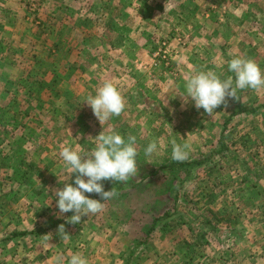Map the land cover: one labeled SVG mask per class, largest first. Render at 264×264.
I'll list each match as a JSON object with an SVG mask.
<instances>
[{"label": "rangeland", "instance_id": "rangeland-1", "mask_svg": "<svg viewBox=\"0 0 264 264\" xmlns=\"http://www.w3.org/2000/svg\"><path fill=\"white\" fill-rule=\"evenodd\" d=\"M237 56L264 70V0H0V264H68L77 253L88 264H202L210 258L197 247L174 257L179 236L150 227L158 214L193 223L207 209L220 220V235L207 239L223 245L203 254L264 264V88L237 90L211 115L179 95L195 71L234 76ZM105 81L126 107L101 125L83 100ZM113 129L136 136L137 174L103 181L117 195L70 223L53 198L68 178L61 148L90 152ZM152 141L158 151L146 157ZM174 144L188 146L187 159H173Z\"/></svg>", "mask_w": 264, "mask_h": 264}, {"label": "clouds", "instance_id": "clouds-1", "mask_svg": "<svg viewBox=\"0 0 264 264\" xmlns=\"http://www.w3.org/2000/svg\"><path fill=\"white\" fill-rule=\"evenodd\" d=\"M228 71L234 76L221 78L214 71H195L184 83V91L179 94L184 104L194 103L197 109H203L211 115L216 108L226 102V98H236L237 90L246 88H264V70L253 60L234 57L228 62ZM83 102L93 110L100 124L119 116L126 107L125 98L110 81H105L95 95L87 96ZM136 136L125 138L117 131H101L95 138V146L90 152L79 148L62 146L60 157L68 178L63 187L55 191L56 206L59 214L73 213L67 217L73 224L81 222L82 217L98 214L103 211L105 201L114 198L117 193L112 188L105 190L103 181L127 182L137 174ZM187 145L174 144L173 159L183 161L189 153ZM158 151V142L152 141L144 150L146 157ZM73 174H75L73 180ZM68 181H72L69 183ZM86 193H96L101 199L90 198ZM59 233H65L61 224ZM68 264H88L81 254H73Z\"/></svg>", "mask_w": 264, "mask_h": 264}, {"label": "crops", "instance_id": "crops-1", "mask_svg": "<svg viewBox=\"0 0 264 264\" xmlns=\"http://www.w3.org/2000/svg\"><path fill=\"white\" fill-rule=\"evenodd\" d=\"M225 10V11H222V10ZM223 9H221V10H219L218 11V13L220 14L221 13V15H222V13L223 14H225L226 13V10H228V9H226V8H223ZM239 11H242L241 9H239ZM217 12V10H215V11H213V10H209V12H205L207 15H210V13H216ZM246 12V11H245ZM248 12V11H247ZM246 12V13H247ZM222 20V19H221ZM221 22V21H220ZM231 198H233V195H231ZM181 199H182V197H180V195L178 194L177 196H175V198H174V200H173V206H174V212L177 210V209H180V207H182V204H181ZM232 203V202H231ZM230 203V204H231ZM177 212V211H176ZM175 212V214L173 213V212H171V213H173V215L168 219V221H165V222H169L168 223V229H166V230H164L163 228H161L160 226H159V228H160V230H161V234L162 235H164V236H166V238H170V240L172 241L174 238H176V237H178L179 236V238L175 241H173V244H172V246L171 245H169V250H168V252H171V254H172V256H176L177 254V256L176 257H178V256H183L182 254L180 255L179 253H177L176 254V251L175 252H173L174 251V249H176L177 247H179V246H182V247H185L184 246V240H190V241H192L193 240V238H192V234L194 233H192L191 231H190V227H191V225L193 224V223H197V222H200L201 223V225L203 224V219L202 218H199V216H198V218L196 219V220H194V222L192 223V221L190 222V219L191 218H189V216L188 215H185V214H182V213H180V214H178V213H176ZM161 214H158V215H155V216H153L152 217V219H154V217L156 218V217H158V216H160ZM248 216H249V214H247ZM196 218V217H195ZM164 222V221H163ZM166 227V226H165ZM238 230V229H237ZM93 231H94V229H93ZM241 232H243V231H241ZM247 234V233H246ZM161 235V236H162ZM194 235H196V234H194ZM12 236V235H11ZM137 238H140V237H137ZM136 237H135V239H137ZM121 239V238H120ZM222 239H223V236L220 238V240L219 241H214V240H211L210 241V244L209 245H207V247H210L209 248V252L211 253V254H213V252H214V250L216 249V248H218V249H220V248H222V245H223V241H222ZM214 241V242H213ZM135 242H137L136 240H135ZM148 248V247H147ZM155 248L156 249H159V247H156L155 246ZM186 248H188V246L186 247ZM172 249V250H171ZM134 250V249H133ZM160 250V249H159ZM161 251V250H160ZM212 251V252H211ZM223 252V251H222ZM222 254H224V253H222ZM205 255H207L206 257H204V258H207L209 255L208 254H205ZM184 257V256H183ZM210 258V260H208V262L206 263V264H217V261H221V259H220V256L219 257H213L212 258V256H210L209 257ZM218 259V260H217ZM178 260L179 259H174V262H178ZM212 260V262H210ZM206 262V261H205ZM155 263V262H154Z\"/></svg>", "mask_w": 264, "mask_h": 264}, {"label": "trees", "instance_id": "trees-1", "mask_svg": "<svg viewBox=\"0 0 264 264\" xmlns=\"http://www.w3.org/2000/svg\"><path fill=\"white\" fill-rule=\"evenodd\" d=\"M224 138H226V137L221 136V138H220V143L222 144V148L220 150V153H221L222 157H226L228 154H230V152L227 153L228 145L224 141L225 140ZM196 211H197V209H196ZM208 211H209V209L203 210V211H198V213H197L199 218L203 219V224H202L203 227H201L199 234L194 235V233H193V232H195L196 227L201 224L200 222H197V223H194V227H190V231L193 233L192 234L193 240L192 241H190L188 239L184 240V246L185 247H187V246H188V248L197 247L196 250H201L199 253V256H203V257L207 256V255L205 256V254H203V253L205 251H209V248H210V247H207V245L210 244V241H208L207 236L209 234L210 235L213 234L215 237L220 235V231L217 232L218 231L217 228L219 226L218 223L220 222V220L215 218L217 221L214 222V220L210 219V216L207 215ZM172 215H173V213L165 212L163 215L156 217L152 222L150 230L153 231L158 224H160L162 226L165 225L166 227L163 226L164 230L168 229V223L169 222H165V221H168V219ZM26 234H28V231L27 232L26 231H16L15 233L12 234V237H20V236H24ZM230 234L231 235H229V237H231V238H235V239L240 238L237 229H233L232 233L230 232ZM209 257H210V255H209ZM207 262L208 261H206V262L202 261V264H206ZM210 262H212V260ZM187 263L188 264H194L193 259L188 260Z\"/></svg>", "mask_w": 264, "mask_h": 264}]
</instances>
